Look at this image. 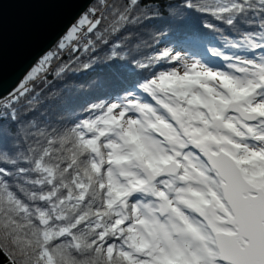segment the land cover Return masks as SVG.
<instances>
[{
  "label": "snow or ice",
  "instance_id": "snow-or-ice-1",
  "mask_svg": "<svg viewBox=\"0 0 264 264\" xmlns=\"http://www.w3.org/2000/svg\"><path fill=\"white\" fill-rule=\"evenodd\" d=\"M161 5L188 25L186 45L205 31L238 36L228 41L244 55L224 56L237 61L228 65L234 71L204 64L187 47L144 55L105 38L159 17ZM101 7L119 27L101 31L100 8L89 9L0 97L4 261L264 264V0H104ZM101 52L111 99L72 122L58 137L71 144L69 154L56 157L59 130L33 132L25 109L35 110L37 81L48 83L54 62L67 56L53 72L59 78L84 54L82 68L90 69Z\"/></svg>",
  "mask_w": 264,
  "mask_h": 264
},
{
  "label": "trees",
  "instance_id": "trees-1",
  "mask_svg": "<svg viewBox=\"0 0 264 264\" xmlns=\"http://www.w3.org/2000/svg\"><path fill=\"white\" fill-rule=\"evenodd\" d=\"M103 2L104 0H93L81 15L88 13L89 9L99 7L101 14L104 16L100 30L104 31L114 26L119 27L118 17H113L109 12L105 11L101 7ZM113 2L120 3V0H109V3ZM159 12L160 16L155 19L145 20L137 25H129L124 31L119 33V37L106 34L105 38L110 41L119 39L120 43L144 55L149 54L152 48L157 46L161 48L165 46L187 47L195 56L205 61L211 59V49L220 50V55L222 56L234 57L244 54L241 48L234 47L229 43L228 39L239 40L238 36L229 32H225L222 35L220 33L212 34L205 31L201 34L200 42L196 46L186 45L183 43V36L188 25L182 21L170 18L163 5H161ZM93 18L99 19L100 17L98 15L89 16V19ZM77 20L74 24L77 23ZM62 37L50 50L57 46ZM103 47L106 52L107 46ZM40 58L33 67L38 63ZM89 59L90 56L84 54L80 62L72 64L69 70L59 78H56L53 72L59 64L67 60V56L63 60L54 62L52 71L47 75L48 83L41 86L40 81H37V92L40 95L34 101L33 108L35 110L25 109V111L29 112V118L35 121L36 127L32 129L33 132L45 127L59 130L57 136L52 137V139L56 140V144L53 145L56 157H64L69 154L68 149L71 147V144H61L58 137L66 132L67 128L72 125V122L76 119L91 118L96 114L91 109L92 104L111 99V97L106 95L108 90L105 88V77L108 73L110 62L106 59L103 52L97 53L95 57H91V59L95 60L92 67L84 70L82 64L88 62ZM0 264H7L3 259V253H0Z\"/></svg>",
  "mask_w": 264,
  "mask_h": 264
},
{
  "label": "water",
  "instance_id": "water-1",
  "mask_svg": "<svg viewBox=\"0 0 264 264\" xmlns=\"http://www.w3.org/2000/svg\"><path fill=\"white\" fill-rule=\"evenodd\" d=\"M93 0H0V97L64 36Z\"/></svg>",
  "mask_w": 264,
  "mask_h": 264
},
{
  "label": "rangeland",
  "instance_id": "rangeland-1",
  "mask_svg": "<svg viewBox=\"0 0 264 264\" xmlns=\"http://www.w3.org/2000/svg\"><path fill=\"white\" fill-rule=\"evenodd\" d=\"M83 15H81L79 18H78V20L82 17ZM77 20V21H78ZM74 25V24H73ZM73 25H71L70 26V28L73 26ZM69 28V29H70ZM68 29V30H69ZM68 32V31H67ZM211 55H212V57H211V59L209 60V61H205V60H202L200 57H195L196 59H200L204 64H207V65H209V66H211V67H214V68H219V69H221V70H224V71H228V72H232V71H234L231 67H229L228 65L229 64H235V63H237V61L235 60V59H232V60H225L224 59V56H222V55H214L213 54V52H211ZM241 55H244V54H239V55H237V56H234V57H238V56H241ZM44 56V55H43ZM185 59L189 62V63H191L192 62V59H193V57L191 56V55H185ZM32 69V68H31ZM31 69L29 70V71H31ZM28 71V72H29ZM181 71H183L182 69H181ZM238 74V73H237Z\"/></svg>",
  "mask_w": 264,
  "mask_h": 264
}]
</instances>
